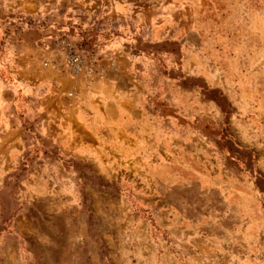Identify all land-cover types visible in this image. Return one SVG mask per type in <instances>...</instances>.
Masks as SVG:
<instances>
[{
    "label": "rangeland",
    "instance_id": "1",
    "mask_svg": "<svg viewBox=\"0 0 264 264\" xmlns=\"http://www.w3.org/2000/svg\"><path fill=\"white\" fill-rule=\"evenodd\" d=\"M0 264H264V0H0Z\"/></svg>",
    "mask_w": 264,
    "mask_h": 264
},
{
    "label": "built area",
    "instance_id": "2",
    "mask_svg": "<svg viewBox=\"0 0 264 264\" xmlns=\"http://www.w3.org/2000/svg\"><path fill=\"white\" fill-rule=\"evenodd\" d=\"M60 56L52 65L57 71H67L71 76L92 82L95 77L103 78L104 67L93 54L82 50V48L71 40L61 39L57 42ZM70 93L69 96H72Z\"/></svg>",
    "mask_w": 264,
    "mask_h": 264
},
{
    "label": "crops",
    "instance_id": "3",
    "mask_svg": "<svg viewBox=\"0 0 264 264\" xmlns=\"http://www.w3.org/2000/svg\"><path fill=\"white\" fill-rule=\"evenodd\" d=\"M145 55V54H144ZM85 98L86 99H89V101H90V98H92L91 97V94L89 93H87L86 95H85ZM96 97H94V99H95ZM92 103V102H91ZM135 111V114H139V115H141V114H144V120H139V121H136L137 119L136 118H134V120L137 122V124H139L138 125V127L139 128H142L143 126L144 127H146L147 128V126H148V124H149V122L151 121V119L150 118H148L147 117V115L148 116H150V114H152V110H153V107H151V106H144V107H136L135 109H134ZM85 111H86V114H88L89 115V117H94V113H96L97 111L91 106V105H88L87 107H86V109H85ZM121 112L122 111H120V114H121ZM124 112V111H123ZM95 119H94V121L96 122V121H98L97 119H99L98 118V116L96 115V117H94ZM151 123V122H150ZM82 138H81V141H80V143L78 144V145H80L81 143H82ZM84 144H87L86 146H89V142L87 141L86 143H84ZM71 145V144H70Z\"/></svg>",
    "mask_w": 264,
    "mask_h": 264
}]
</instances>
